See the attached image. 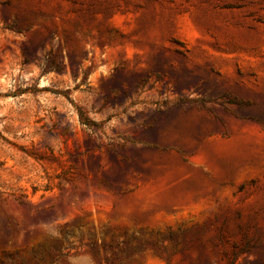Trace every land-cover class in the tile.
Returning <instances> with one entry per match:
<instances>
[{
    "label": "rangeland",
    "instance_id": "1",
    "mask_svg": "<svg viewBox=\"0 0 264 264\" xmlns=\"http://www.w3.org/2000/svg\"><path fill=\"white\" fill-rule=\"evenodd\" d=\"M0 264H264V0H0Z\"/></svg>",
    "mask_w": 264,
    "mask_h": 264
},
{
    "label": "trees",
    "instance_id": "2",
    "mask_svg": "<svg viewBox=\"0 0 264 264\" xmlns=\"http://www.w3.org/2000/svg\"><path fill=\"white\" fill-rule=\"evenodd\" d=\"M67 254L66 253H63V249H61L57 255V258H60V257H65Z\"/></svg>",
    "mask_w": 264,
    "mask_h": 264
}]
</instances>
